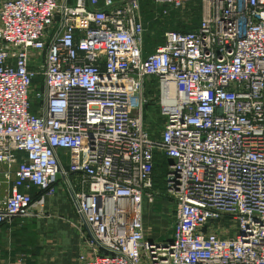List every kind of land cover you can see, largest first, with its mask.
<instances>
[{
	"label": "built area",
	"instance_id": "built-area-1",
	"mask_svg": "<svg viewBox=\"0 0 264 264\" xmlns=\"http://www.w3.org/2000/svg\"><path fill=\"white\" fill-rule=\"evenodd\" d=\"M139 2L0 1V227L79 174L76 264H264V0H198L196 29L146 56ZM160 155L161 241L143 224Z\"/></svg>",
	"mask_w": 264,
	"mask_h": 264
},
{
	"label": "crops",
	"instance_id": "crops-1",
	"mask_svg": "<svg viewBox=\"0 0 264 264\" xmlns=\"http://www.w3.org/2000/svg\"><path fill=\"white\" fill-rule=\"evenodd\" d=\"M83 187L79 174L60 177L56 194L47 201L41 216L17 218L1 226L0 264H76L87 249L77 230L79 223L70 191ZM161 200L143 202V224L146 231L154 235H158L154 233L158 232L157 228L168 226L160 213L154 212L164 208Z\"/></svg>",
	"mask_w": 264,
	"mask_h": 264
},
{
	"label": "rangeland",
	"instance_id": "rangeland-1",
	"mask_svg": "<svg viewBox=\"0 0 264 264\" xmlns=\"http://www.w3.org/2000/svg\"><path fill=\"white\" fill-rule=\"evenodd\" d=\"M1 1V0H0ZM198 3V2H197ZM190 5V4H189ZM189 5H187L184 9H173L167 7L165 5H156L154 4L153 0H140L139 7H140V15L145 25L146 32L144 34V39L147 36L151 35V33H155V36L152 37L150 45L155 46L158 45L160 42H163V36L165 32H169L172 30L175 31H182L191 27L193 19L189 17L188 9ZM163 10H166V13H162ZM198 10H199V19L200 20V7L198 3ZM148 13L147 17H144ZM155 23V29L151 30L152 25ZM158 30V31H157ZM156 44V45H155ZM153 94V93H152ZM151 94V95H152ZM143 119L145 125L150 128L152 131V135L154 138H157L162 130L163 120L159 114L158 107L156 102H151L148 104L147 107L143 110ZM64 163H66V158L63 159ZM167 167L164 166V158L160 155L158 156V160L155 166V174H154V191L159 194V197L156 198L157 200H161V207L164 205V208L155 209L154 212L168 222V226L170 225V205L163 199L164 194V173L166 172ZM144 202H147L146 200ZM147 208H149L147 206ZM168 228V227H167ZM167 228H157L158 232H154L161 236L160 241L167 237H170L171 232Z\"/></svg>",
	"mask_w": 264,
	"mask_h": 264
},
{
	"label": "trees",
	"instance_id": "trees-1",
	"mask_svg": "<svg viewBox=\"0 0 264 264\" xmlns=\"http://www.w3.org/2000/svg\"><path fill=\"white\" fill-rule=\"evenodd\" d=\"M198 0H195L194 2H192L190 5H189V9H188V13H189V17H192L191 19H193L192 21V25L191 27L187 28V29H184L182 31H176V32H182V33H185V32H189V31H192L194 29H196V27L198 26L199 22H198V19H199V10H198ZM144 17H147L148 13L145 15V13H143ZM155 29V23L154 25H152V28L151 30H154ZM158 31V30H157ZM172 31H175V30H172ZM155 33L156 30H155ZM155 33H151V35L147 36L146 39H144L143 37V55L146 56L150 53H152L156 47L160 46L162 44L159 42L158 45L152 46L150 45L151 43V39L153 36H155ZM147 90H146V95H150L152 94V91H153V85L151 84H148L147 86Z\"/></svg>",
	"mask_w": 264,
	"mask_h": 264
}]
</instances>
